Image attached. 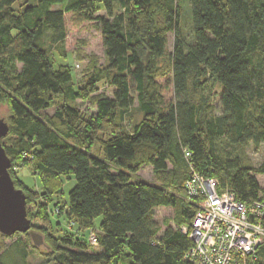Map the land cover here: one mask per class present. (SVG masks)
Instances as JSON below:
<instances>
[{"label": "trees", "instance_id": "obj_1", "mask_svg": "<svg viewBox=\"0 0 264 264\" xmlns=\"http://www.w3.org/2000/svg\"><path fill=\"white\" fill-rule=\"evenodd\" d=\"M18 1L0 0V120L8 127L1 144L15 188L49 226L32 227L43 238V261L190 264L191 243L179 230L196 214L185 189L192 172L217 180L246 206L264 192L257 181L264 178V0H34L17 11ZM186 4L190 42L179 27ZM99 5L106 18L96 16ZM66 14L75 26L93 23L102 38L105 65L90 57L80 81L53 60L54 53L65 57ZM169 74L174 100L165 105L157 80ZM209 83L221 88L218 115L205 97ZM101 85L114 89L112 97L99 93ZM56 100H88L96 113L85 116L68 103L55 108ZM135 101L140 121L127 129ZM249 144L263 149L256 167L245 155ZM97 145L100 156L91 152ZM16 167L40 180V193L24 187ZM143 167L157 184L138 179ZM71 176L66 231L55 238L51 218L62 210L58 202L48 206L61 195L60 177ZM158 208L173 210L161 235ZM23 236L0 244V264H29L39 248ZM257 257L264 264V245Z\"/></svg>", "mask_w": 264, "mask_h": 264}, {"label": "rangeland", "instance_id": "obj_2", "mask_svg": "<svg viewBox=\"0 0 264 264\" xmlns=\"http://www.w3.org/2000/svg\"><path fill=\"white\" fill-rule=\"evenodd\" d=\"M35 1L34 0H19L18 3L14 6L15 10H21L27 5H32ZM34 5V4H33ZM188 5H184L182 7L180 19H179V27L184 35V38L190 42L191 40V26L189 20V9ZM99 12L96 16L106 18L104 10L101 9V5H99ZM64 23L67 30V37L63 43V51L59 53H63L65 55L64 58L58 57L56 53H54L53 60L55 63V69H58L60 66H68L71 68V75L75 81H80L82 77V71L86 67L89 62L90 57H96L98 60V66L105 65V59L103 55L102 49V38L100 32L96 29L93 23H83L81 25L75 26L72 23V16L71 14H66L64 16ZM174 35L168 34L166 38V58L172 52ZM80 53V56L83 58V61L77 60V55ZM159 67H162L163 62H159ZM158 83L161 86V94L163 96L165 105L171 104L174 100V93L172 87V76L169 74L168 76L159 78ZM76 84V83H75ZM78 84V83H77ZM207 86V90L205 92V97L208 98L209 104L213 110L215 115L220 114V92L221 88L216 83H209ZM100 90L99 93H104L107 97H112L114 89L107 87L106 85L99 86ZM135 99V96H133ZM63 103H68L71 106L79 109V111L84 114L85 116H92L96 113V108L94 105L90 103V101H81L76 100L75 102H64L61 100L55 101V108L60 107ZM137 103L134 102L132 106V110L124 119V126L127 129H130L131 126L138 123L140 121V114L138 113ZM52 110L44 112L42 114L51 113ZM4 118V117H2ZM245 155L249 160L251 166L256 167L261 161L263 157V149L262 147L255 148L252 144H249L245 149ZM91 152L95 156H100V147L94 146L91 149ZM15 173L19 181L30 191L40 193L41 192V182L39 179L34 177L29 169L26 168H15ZM137 177L140 180L151 184H157L156 177L153 173L151 167H143L138 173ZM259 179V184L261 189L264 188V178L257 177ZM60 181L62 184L61 195L59 197H53V201L49 204L48 209L52 211L56 203L60 204V208L62 210V215L60 218L56 219V217L51 218V229L49 230L50 234L55 238L61 237L63 233L66 231V220H65V212L68 206V194L75 186V178L71 176L70 178L60 177ZM39 209L34 206L27 207L28 219L31 223V226L46 228L48 230L49 226L42 222L41 214L38 213ZM173 217V210L171 208H158L154 211V221L159 226V234L161 235L165 230V226L163 222L165 220L172 219ZM58 223L60 225L59 229L57 230L55 224ZM101 218H98L94 222V228L99 231L100 229ZM172 226V223H170ZM173 227V226H172ZM25 237L20 234H15L10 238L3 237L0 235V244H4L5 247L11 245V243L17 239H24ZM39 249H32L31 250V257L28 258L29 264H54L52 262L47 263L43 261L42 255L45 254V249L43 244L38 246Z\"/></svg>", "mask_w": 264, "mask_h": 264}, {"label": "built area", "instance_id": "obj_3", "mask_svg": "<svg viewBox=\"0 0 264 264\" xmlns=\"http://www.w3.org/2000/svg\"><path fill=\"white\" fill-rule=\"evenodd\" d=\"M183 153L189 160L190 153ZM191 174L185 189L196 214L190 227L179 230L191 243L186 255L189 263L258 264L257 249L264 245V192L246 206L227 189H220L217 180ZM89 243L97 245L93 232Z\"/></svg>", "mask_w": 264, "mask_h": 264}, {"label": "water", "instance_id": "obj_4", "mask_svg": "<svg viewBox=\"0 0 264 264\" xmlns=\"http://www.w3.org/2000/svg\"><path fill=\"white\" fill-rule=\"evenodd\" d=\"M7 134V124L0 120V235L12 237L27 234L34 246L38 247L43 244V238L32 230L25 195L15 188L9 175L11 162L1 144Z\"/></svg>", "mask_w": 264, "mask_h": 264}, {"label": "snow or ice", "instance_id": "obj_5", "mask_svg": "<svg viewBox=\"0 0 264 264\" xmlns=\"http://www.w3.org/2000/svg\"><path fill=\"white\" fill-rule=\"evenodd\" d=\"M216 203H219L218 201H216ZM197 224H199L200 223V221L199 220H197V222H196Z\"/></svg>", "mask_w": 264, "mask_h": 264}, {"label": "crops", "instance_id": "obj_6", "mask_svg": "<svg viewBox=\"0 0 264 264\" xmlns=\"http://www.w3.org/2000/svg\"><path fill=\"white\" fill-rule=\"evenodd\" d=\"M262 178V177H261ZM257 181H258V183H259V179L257 178Z\"/></svg>", "mask_w": 264, "mask_h": 264}]
</instances>
